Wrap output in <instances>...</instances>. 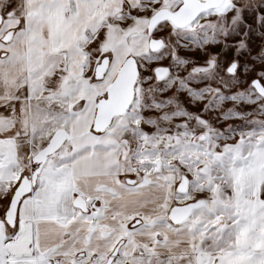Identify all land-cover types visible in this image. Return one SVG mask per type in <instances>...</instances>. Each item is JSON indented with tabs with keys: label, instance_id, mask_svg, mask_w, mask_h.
<instances>
[{
	"label": "snow or ice",
	"instance_id": "6c2138e0",
	"mask_svg": "<svg viewBox=\"0 0 264 264\" xmlns=\"http://www.w3.org/2000/svg\"><path fill=\"white\" fill-rule=\"evenodd\" d=\"M0 264H264V0H0Z\"/></svg>",
	"mask_w": 264,
	"mask_h": 264
}]
</instances>
